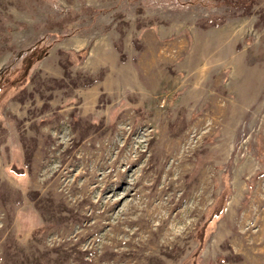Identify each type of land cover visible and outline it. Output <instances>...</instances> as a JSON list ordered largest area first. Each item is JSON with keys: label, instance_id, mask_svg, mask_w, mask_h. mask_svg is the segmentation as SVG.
Returning a JSON list of instances; mask_svg holds the SVG:
<instances>
[{"label": "rangeland", "instance_id": "rangeland-1", "mask_svg": "<svg viewBox=\"0 0 264 264\" xmlns=\"http://www.w3.org/2000/svg\"><path fill=\"white\" fill-rule=\"evenodd\" d=\"M0 264H264V0H0Z\"/></svg>", "mask_w": 264, "mask_h": 264}, {"label": "trees", "instance_id": "trees-1", "mask_svg": "<svg viewBox=\"0 0 264 264\" xmlns=\"http://www.w3.org/2000/svg\"><path fill=\"white\" fill-rule=\"evenodd\" d=\"M31 62V61H30Z\"/></svg>", "mask_w": 264, "mask_h": 264}]
</instances>
